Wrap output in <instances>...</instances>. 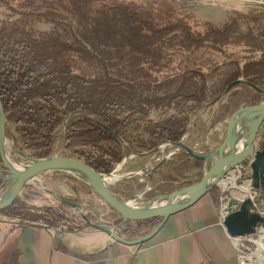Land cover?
Segmentation results:
<instances>
[{"label":"trees","instance_id":"1","mask_svg":"<svg viewBox=\"0 0 264 264\" xmlns=\"http://www.w3.org/2000/svg\"><path fill=\"white\" fill-rule=\"evenodd\" d=\"M193 3L0 0V7L17 16L0 26V102L6 122L16 125L25 148L34 150L37 159L48 157L56 130L63 129L65 151L96 172L109 174L135 151L126 138L133 123H147L142 128L146 139L141 138L139 146L151 151L160 144L180 141L192 112L203 104L217 102L227 91L242 88L252 92L250 98H256L259 92L250 86L264 90V6L250 5L248 13H236L220 27L206 24L199 32L193 30L188 14L183 13ZM243 19L256 21V32L252 26L243 30ZM39 22L50 24L52 29L33 35L30 28ZM79 28L88 36H83ZM113 44L134 69L150 63L155 51L171 48L189 50L208 45L219 49L231 45L244 47L258 57L232 68L225 86L213 97L206 95L202 81L197 89L192 84L188 90L151 101L139 92L136 80L125 81L106 72L87 75L73 65L76 60L96 61L105 69L106 58L101 52ZM237 79L245 83L227 88ZM166 100L168 107L175 102L170 106L173 113L152 122L148 118L150 109ZM181 107H187V111ZM201 163L194 160L196 166ZM0 213L24 224L42 222L46 227H57L64 222L50 206L36 207L19 200ZM15 258L16 251L12 250L9 264H17ZM1 264H8V260Z\"/></svg>","mask_w":264,"mask_h":264},{"label":"crops","instance_id":"2","mask_svg":"<svg viewBox=\"0 0 264 264\" xmlns=\"http://www.w3.org/2000/svg\"><path fill=\"white\" fill-rule=\"evenodd\" d=\"M244 90L234 88L221 95L217 102L203 104L184 133L186 144L199 142L203 153L217 147L224 137L229 111L264 97L259 93L252 99V92ZM167 152L171 155L167 156ZM167 152H154L147 157L139 154V159L130 157L120 168L115 167L121 173L110 183L112 192L121 201L144 206L155 196L169 194L183 183L200 179L206 164L196 166L193 159L176 149L170 148ZM162 158L165 160L160 164ZM172 163L178 164L172 167ZM249 180L252 191H264L254 186L249 169L230 168L204 199L169 216L149 240L134 246L114 241L87 224L73 229L63 222L57 227H46L43 223L24 224L0 213V264L7 260L9 264L12 250L16 251L17 264H242L238 242L222 224L221 211L225 205L247 196ZM241 181V187H232L231 183ZM84 194L80 196L84 202L80 204L81 210L90 207L98 212L99 206L104 205L89 190ZM100 212L105 214L107 210ZM158 222L150 221L141 228L128 223L137 226L139 231L122 228L116 232L122 238L133 240L147 234Z\"/></svg>","mask_w":264,"mask_h":264},{"label":"rangeland","instance_id":"3","mask_svg":"<svg viewBox=\"0 0 264 264\" xmlns=\"http://www.w3.org/2000/svg\"><path fill=\"white\" fill-rule=\"evenodd\" d=\"M194 2V5L186 7L183 13L188 14L187 21L191 24L193 30L199 32H202L205 29L206 24L220 27L226 20L234 16L236 13H248L250 10L248 7L250 5L264 6V2H260V0L256 2L244 0H194ZM16 17L17 16L12 15L7 8L0 7V26L3 22L11 21ZM256 25V21L251 23L247 19H243L241 27L243 30H246V28L252 26L254 32H256ZM50 29H52L50 24L39 22L30 28V33L38 35L39 33L48 32ZM79 29L83 36H88L83 28ZM101 55L103 58H106L105 64L107 66L105 69H102V66L96 61L76 60L73 65L79 72L87 75H99L102 72H106L110 75L120 77L125 81L136 80L140 85V88L138 89L139 92L143 93V95L151 99V101H154L155 98H168L176 91L181 92L188 90L187 87H191L192 84L195 85L192 87L197 89L202 81H204L206 95L213 97L219 93L223 86H225L226 78L232 68L236 65L241 67L245 62L258 57V55L247 52L244 47H234L231 45L221 46L219 49H215L208 45L203 48L189 50L171 48L163 49L162 51H155L152 53L153 59L150 63L134 69L123 57L122 51H120L115 44L104 47ZM244 91L246 92V90ZM244 91L239 95L243 94ZM176 100H178V98L174 101ZM167 104L168 102L166 100L161 105L151 108L148 118L152 122H156L163 120L168 115L172 114L173 111L171 107L175 102L170 103L171 107H168ZM188 104L190 103L188 102ZM180 110L186 112L187 107L185 109L184 107H181ZM199 110L200 108L194 110L191 115H195ZM192 116L190 120L192 119ZM145 124L147 123H133L131 125L126 138L132 144L135 151L129 152L123 158L119 163V168L123 163L128 161V158L130 157L132 159H139L141 156L139 154L144 153L143 156L145 157L149 156V154L152 155L150 151L139 146L140 140L146 139V135L142 132L143 125ZM15 128L16 125L13 122H6V151L9 160L13 164L19 167H24L30 163L29 161L31 158H36L34 156L35 151L25 148L24 141L16 132ZM187 129L189 128L187 127ZM62 130L63 129L56 130V137L50 155L60 154L62 156L74 157L72 153L64 150L65 140ZM184 138L185 136L183 135L182 139L184 143H186ZM199 144V142L194 144L192 142L191 145H189L191 147H193L192 145L197 146V151L203 152L200 147L201 145ZM178 152H182V150H178ZM135 161L137 162V160ZM142 164L143 163H138V165ZM176 164L178 163H172L171 165L173 167ZM117 165L115 167H117ZM138 165L135 166L138 167ZM120 173V171H116L115 169L111 172L112 176L116 178L120 176ZM76 177L73 179L61 174H45L35 181V186L33 184L25 187L17 200L36 207L50 206L63 216V223H68V225L72 227H79L81 224H86L82 215L88 218L92 223L99 222L108 227L116 225L120 221L118 216L111 211V209L106 207L104 203L103 206H99L98 212L96 209H91L89 206V210L85 211L84 209L78 210L76 207L66 205L58 199V197H62L72 202L84 204L80 196L85 195L84 193H86L88 188ZM7 187L8 185H5L2 189L0 188V196L5 192ZM149 193L151 192H148V194ZM137 203L138 201H136L135 204ZM145 203L146 201L144 200L141 202L142 205ZM100 209L102 211L103 209H106L107 213L103 214L100 212ZM96 214H98V216ZM136 227L137 226L133 225H122L118 228L120 232L123 230L122 228H124L125 231L130 232L131 230H136V232H138V228L141 227ZM256 243L257 245L249 241L238 242L239 249L241 250L240 255L245 264H259L254 256V253L258 249V241ZM262 254L264 255L263 252Z\"/></svg>","mask_w":264,"mask_h":264},{"label":"water","instance_id":"4","mask_svg":"<svg viewBox=\"0 0 264 264\" xmlns=\"http://www.w3.org/2000/svg\"><path fill=\"white\" fill-rule=\"evenodd\" d=\"M243 83H245L243 79H237L227 88ZM250 87L264 96L263 89ZM5 123V113L0 102V175H6L5 182L9 183L5 192L0 196V211L13 205L25 187L33 184L35 186V181L45 174H61L73 179L77 176L76 178L86 185L90 193L102 200L120 220L116 225L108 227L99 222L92 223L82 215L85 223L104 232L112 240L128 246L139 245L149 240L169 216L204 199L212 187L219 183L226 171L243 162H249L254 186L264 190V97L230 110L221 143L207 153L194 150L184 143L183 139L178 142L160 144L151 150L150 153L159 151L166 153L170 148L182 150L189 158L198 160L206 166L202 170L199 180L183 183L169 194L155 196L149 199L144 206H135L121 201L110 188L111 181L108 178L112 176L111 173H98L89 164L75 157L54 154L40 159L31 158L30 163L24 167L16 166L9 160L6 152ZM110 132L116 137L114 132ZM169 155H171L170 152L167 156ZM164 160L165 158H162L160 164ZM118 166L119 164L117 168ZM58 199L66 205L81 210L79 203L62 197H58ZM234 203L237 202L229 205ZM96 215L98 216V214ZM153 220H159V222L147 234L133 240L122 238L116 232L118 227L127 223L138 224ZM258 222H264V219L255 212L249 197L240 200L238 209L226 214L222 220V224L230 236L251 234Z\"/></svg>","mask_w":264,"mask_h":264},{"label":"built area","instance_id":"5","mask_svg":"<svg viewBox=\"0 0 264 264\" xmlns=\"http://www.w3.org/2000/svg\"><path fill=\"white\" fill-rule=\"evenodd\" d=\"M244 1L256 2L258 0H244ZM260 2H264V0H260ZM196 147L197 146H193V148L197 151ZM198 152L201 153V151H198ZM245 164L246 165L239 164L236 167L238 168L239 171L246 170V169L250 170L249 162H246ZM249 184H250V180L248 181V194L245 198L249 197L251 199V202L253 204L255 212H257L259 214L260 218L264 219V191H262V192L252 191L249 188ZM231 185L233 188H239L243 185V182L242 181L240 183L233 182V183H231ZM221 199L223 200V198H221ZM242 199H244V198H242ZM242 199H240V200H242ZM240 200H238L237 203L231 204L229 206H227V205L224 206V208L221 211V219L222 220L224 219L226 214L238 209ZM260 233L264 234V222H258L254 227L253 233L248 234V235H244V236H232V238L236 239V242L249 241V242H253L254 244H256L255 242L258 239ZM238 248H239V244H238ZM242 264H245V263L242 261Z\"/></svg>","mask_w":264,"mask_h":264},{"label":"bare ground","instance_id":"6","mask_svg":"<svg viewBox=\"0 0 264 264\" xmlns=\"http://www.w3.org/2000/svg\"><path fill=\"white\" fill-rule=\"evenodd\" d=\"M19 167V166H18ZM114 179L113 176H111L110 178H108L109 181H112ZM247 186V185H246ZM245 186V187H246ZM244 187V188H245ZM246 190V188H245ZM243 192V191H242ZM248 194V191H247ZM259 239V240H258ZM258 239L256 240V242L258 241V249L257 251L254 253V256L256 257L255 259L257 260V262L259 264H264L263 259H264V255L262 254V252L264 253V234L260 233ZM255 242V243H256ZM257 245V243H256Z\"/></svg>","mask_w":264,"mask_h":264},{"label":"flooded vegetation","instance_id":"7","mask_svg":"<svg viewBox=\"0 0 264 264\" xmlns=\"http://www.w3.org/2000/svg\"><path fill=\"white\" fill-rule=\"evenodd\" d=\"M6 122V120H5ZM6 126V123H5ZM6 131V127H5ZM7 148V147H6ZM193 148V147H192ZM7 152V151H6ZM6 175H0V188L2 189L5 185H9V183L5 182ZM85 222V221H84Z\"/></svg>","mask_w":264,"mask_h":264}]
</instances>
